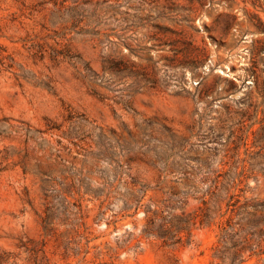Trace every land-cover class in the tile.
<instances>
[{"label": "rangeland", "instance_id": "374dc122", "mask_svg": "<svg viewBox=\"0 0 264 264\" xmlns=\"http://www.w3.org/2000/svg\"><path fill=\"white\" fill-rule=\"evenodd\" d=\"M235 166L263 201L264 0H0V264H229Z\"/></svg>", "mask_w": 264, "mask_h": 264}, {"label": "trees", "instance_id": "16d2710c", "mask_svg": "<svg viewBox=\"0 0 264 264\" xmlns=\"http://www.w3.org/2000/svg\"><path fill=\"white\" fill-rule=\"evenodd\" d=\"M250 170L253 172L256 168ZM246 172L244 167H232L227 173V181L223 184V190L230 194L227 204V213L230 217L227 221L229 228L222 229L221 240L229 239L234 242L231 248L221 253L219 258L225 262L227 252L231 251L235 258L229 264H244L248 260L246 254L249 258H259V261L264 264V259L261 258L264 255V200L246 199L242 201L244 191L241 185L246 178ZM234 216H238L239 219L233 225ZM235 224L239 226V229H236ZM243 233L244 236H242Z\"/></svg>", "mask_w": 264, "mask_h": 264}]
</instances>
